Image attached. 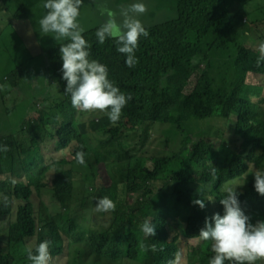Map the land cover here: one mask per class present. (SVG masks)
<instances>
[{
	"label": "trees",
	"instance_id": "obj_1",
	"mask_svg": "<svg viewBox=\"0 0 264 264\" xmlns=\"http://www.w3.org/2000/svg\"><path fill=\"white\" fill-rule=\"evenodd\" d=\"M210 1L174 0L175 9L164 10L162 21L144 26L149 35L140 37L135 57L137 61L148 60L131 70L126 65V56L117 51L120 45L116 39L108 38L100 44L96 32L109 18L103 9L114 13L121 22L122 11L141 0L94 9L98 23L83 32L89 44V59L106 65L109 80L132 97L115 124L103 113L72 107L70 95L64 92L66 81L62 79L59 52L69 41L50 39L45 57L52 71L48 82L60 81L63 96L60 104L48 110L37 108L20 126L21 135L0 134V264H32L28 249L34 251L44 240L52 242L51 264H69L71 241L65 237L75 225L88 226L97 243L113 236L111 221L98 216L83 202L74 203L64 221L67 228L54 226L51 212L56 206L59 185L72 180L90 182L102 175L115 178L111 170L114 165L127 173L125 178L134 183L140 194L154 193L174 172L175 189L172 196L160 193L162 203L143 215L141 226L150 221L155 227L154 237L142 232L123 250H78L74 255L78 264H179L194 252H198L200 264L209 263L215 255L211 241L200 239L199 232L206 218L224 214L220 200L226 196L233 179H245L246 188L236 190L241 210L248 216V211L258 212L264 221L258 211V207L264 210V196L255 191L253 176L263 168L264 61L257 67L260 54L247 43L251 34H258L264 42V19L251 26L248 22H237L240 29L228 43L234 58L233 75L228 84H218L209 72L210 62L222 60L212 52L222 39L210 28ZM0 12L6 16L0 21V53L6 52L2 34L7 27L13 29L25 46L39 44L40 29L31 20L25 0H0ZM22 65L14 62L11 68L0 71L13 85L2 93L6 113H12L19 104ZM145 67L160 73L171 70L184 79L189 90L199 94L197 108L179 113L146 104L139 96L146 87ZM257 74L261 79H257ZM235 110H238L236 122H231ZM129 117L136 119L132 127L127 123ZM155 124L169 127L154 144ZM132 130L134 138L127 139ZM191 145L205 147L192 150ZM212 145H217V150ZM4 146L7 151L2 150ZM67 148L63 155H57ZM80 151L85 153L84 165L75 160ZM218 153L224 155L221 166L217 164ZM213 167L217 169L215 174ZM196 199H204L203 209L193 204ZM46 228L49 234L44 233Z\"/></svg>",
	"mask_w": 264,
	"mask_h": 264
},
{
	"label": "clouds",
	"instance_id": "obj_2",
	"mask_svg": "<svg viewBox=\"0 0 264 264\" xmlns=\"http://www.w3.org/2000/svg\"><path fill=\"white\" fill-rule=\"evenodd\" d=\"M121 0H46L43 7L46 14L39 21L45 34L53 33L57 40L64 38L69 42L59 48L62 60V79L66 81L65 94L70 95L74 109L83 112H99L107 115L115 124L119 121L122 109L131 100L108 78V68L97 60H90L89 44L83 36L84 28L78 22L80 9L94 10L105 4H116ZM147 11L142 2L125 8L122 21L107 9L108 19L97 30L98 42L103 44L108 38H115L120 45L119 53L126 56L128 70L148 59L136 60L135 50L141 36L147 37L148 31L139 16ZM264 19V0H211L209 5L210 28L225 40H232L240 27L237 22L258 23ZM257 67L264 61V42L258 48ZM145 89L139 93L150 107L167 108L179 113H187L198 106L199 94L189 90L187 82L171 70L160 73L145 67ZM3 151H7L4 146ZM78 164H85L83 151L75 154ZM262 171L256 170L255 191L264 196V150L262 152ZM217 171L213 167L212 173ZM56 206L51 212L54 226L62 225L68 219L75 202H83L93 208L98 216L111 221L114 235L102 243L93 240L90 228L75 225L67 237L77 246L123 250L129 248L143 232L155 236V227L142 218L162 203L159 193L140 194L134 183L125 178L99 176L90 182L72 180L57 187ZM226 196L220 200L224 214H214L205 219V226L199 232L203 241H211V251L215 254L209 264H256L264 261V221L258 212L248 211L246 215L240 208L239 193L236 188L226 189ZM7 199V197H5ZM211 201V199H209ZM194 205L205 207L204 199H196ZM264 216V210L258 207ZM51 241L37 244L34 251L28 249V259L32 264H51Z\"/></svg>",
	"mask_w": 264,
	"mask_h": 264
},
{
	"label": "rangeland",
	"instance_id": "obj_3",
	"mask_svg": "<svg viewBox=\"0 0 264 264\" xmlns=\"http://www.w3.org/2000/svg\"><path fill=\"white\" fill-rule=\"evenodd\" d=\"M133 0H121L115 5L129 4ZM28 8L31 20L40 29L38 34L39 44L29 43L27 46L24 45L23 40L13 31L11 27H7L2 34V40L5 43L6 52L5 54L0 53V71L5 68H11L16 63H23L21 67V74L23 79L18 87V97L20 98L17 108L12 113H6L4 100L2 93L12 89L13 85L9 78L4 77L3 73L0 72V134L19 133L21 125H25L28 116L37 111V108L48 110L54 108L57 104H60L62 99L61 84L58 83L49 84L48 79L52 73L48 69L45 62L46 50L50 45V39L55 37L53 33L45 34L40 28L39 21L46 14L47 10L43 7L46 0H25ZM147 7V11L143 16H139L143 26L152 25L162 21V15L164 10H174V0H141ZM163 10V11H162ZM161 11V12H160ZM0 21L5 20L6 16L0 12ZM161 17V18H160ZM98 15L95 14L94 10H86L83 6L80 9V16L78 22L82 28L87 29L95 26L98 23ZM6 24V23H5ZM26 25V22L23 23ZM258 34H251L247 43L250 49L254 52H258L260 43L262 42L258 37ZM221 38V37H220ZM222 41L219 45L212 50L214 54L221 57L218 63L210 62L209 76L218 84H228L234 71V58L231 56L228 43L230 40L221 38ZM257 79H261L260 75H256ZM264 77V75H262ZM15 96V94H13ZM236 115L238 110L234 111V116L231 122H236ZM129 126H133L136 123L134 117L127 118ZM169 127L168 124H155L152 128V134L154 138V144L157 143L161 138L164 137L165 130ZM21 135V133H19ZM135 132L132 130L127 134V139H133ZM49 145V144H48ZM198 147H205L203 145H191L190 149L195 150ZM217 150V145H212ZM60 151L57 155H63L65 151ZM224 155L218 153L216 155L217 164L221 166ZM115 178L126 177L127 173L117 168L114 165ZM176 173H172L167 183H160V187L155 193H162L166 196H172L175 189L177 180L175 178ZM197 182L194 183L196 185ZM230 188L245 189V179H233L229 181ZM252 191L247 190V193ZM213 200L214 196H210ZM67 228L64 222L61 225ZM45 234H49V229H44ZM86 247L77 246L73 242H70L68 248V263L78 264L75 262L74 255L78 250H85ZM179 264H200L198 252H194L186 260L179 262ZM209 264V263H205ZM256 264H264V261H257Z\"/></svg>",
	"mask_w": 264,
	"mask_h": 264
}]
</instances>
